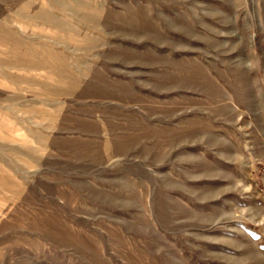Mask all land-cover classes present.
<instances>
[{
    "label": "rangeland",
    "instance_id": "rangeland-1",
    "mask_svg": "<svg viewBox=\"0 0 264 264\" xmlns=\"http://www.w3.org/2000/svg\"><path fill=\"white\" fill-rule=\"evenodd\" d=\"M0 264H264V0H0Z\"/></svg>",
    "mask_w": 264,
    "mask_h": 264
}]
</instances>
